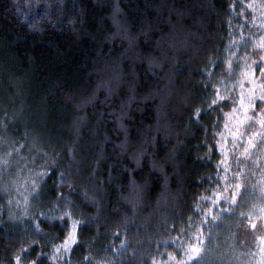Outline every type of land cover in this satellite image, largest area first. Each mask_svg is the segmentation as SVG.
<instances>
[{"label": "trees", "instance_id": "16d2710c", "mask_svg": "<svg viewBox=\"0 0 264 264\" xmlns=\"http://www.w3.org/2000/svg\"><path fill=\"white\" fill-rule=\"evenodd\" d=\"M262 42L264 0H0V264H246Z\"/></svg>", "mask_w": 264, "mask_h": 264}, {"label": "rangeland", "instance_id": "374dc122", "mask_svg": "<svg viewBox=\"0 0 264 264\" xmlns=\"http://www.w3.org/2000/svg\"><path fill=\"white\" fill-rule=\"evenodd\" d=\"M10 79L11 78L9 77L7 81L9 83L14 82L15 86H16V82L15 81L11 82ZM10 86H11V84H10ZM17 113L18 112H15V116L17 115ZM257 118H258V122L260 123V120L262 118H264V110L259 111V116ZM260 131H262L263 134H264V126L260 127ZM242 133H243V131H242ZM255 134H256V132H255ZM260 153H261V157L264 159V152L260 151ZM260 172L264 176V162L262 164V167H260ZM258 188H260V189L264 188V184H261V183L257 182L256 188L254 189V191H256L257 193H258V190H259ZM261 231H262L261 237L259 236L260 238H258L260 240V242L254 246L252 258L248 259L246 264H264V225H262ZM258 239L256 240V242L259 241ZM76 240H77L76 232H75V230H72L67 235V237L62 242V244L60 245L58 253L61 254V255H65L69 251V249L73 247V245L75 244Z\"/></svg>", "mask_w": 264, "mask_h": 264}, {"label": "snow or ice", "instance_id": "6c2138e0", "mask_svg": "<svg viewBox=\"0 0 264 264\" xmlns=\"http://www.w3.org/2000/svg\"><path fill=\"white\" fill-rule=\"evenodd\" d=\"M259 47H260L261 49H264V42H262V43L259 45ZM260 63H261V64H264V57H261V58H260ZM257 66L259 67V64H258ZM260 70H261L262 73H264V68H261ZM262 87H264V86H262ZM258 102H259L261 105H264V95H260V96L258 97ZM212 103L215 104L216 101L213 100ZM249 103H250L251 107H252L253 109H255L256 105L253 104L251 101H249ZM240 106H241V108L244 110L245 113L248 111V108L245 107V105H244V103H243V100H241V105H240ZM245 119H248V117H245ZM260 123H261L262 126H264V118H262V119L260 120ZM225 127H227V125H225ZM217 143L219 144V142H217ZM245 152H247V149H245ZM3 164L6 166V165H7V161H6V160L3 161ZM61 175H63V174H61ZM184 251H185V254L187 255V259H188L189 261H192V264H197V259H196V258L198 257V254H199V252H200V248L197 247L196 245H189L188 248H185ZM181 264H183V262H181Z\"/></svg>", "mask_w": 264, "mask_h": 264}]
</instances>
